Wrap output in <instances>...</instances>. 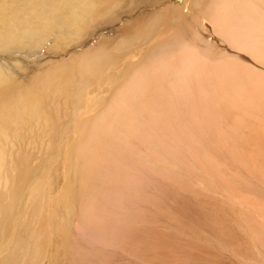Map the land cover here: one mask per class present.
Here are the masks:
<instances>
[{"label": "bare ground", "instance_id": "1", "mask_svg": "<svg viewBox=\"0 0 264 264\" xmlns=\"http://www.w3.org/2000/svg\"><path fill=\"white\" fill-rule=\"evenodd\" d=\"M263 195L264 0H0V264L262 263Z\"/></svg>", "mask_w": 264, "mask_h": 264}, {"label": "rangeland", "instance_id": "2", "mask_svg": "<svg viewBox=\"0 0 264 264\" xmlns=\"http://www.w3.org/2000/svg\"><path fill=\"white\" fill-rule=\"evenodd\" d=\"M207 51H208V50H207ZM209 51H212L214 54L216 53L215 55H217L219 58L224 57V56L221 54L222 52H220V50H209ZM218 54H220V55H218ZM246 59H247V58H246ZM207 135H209V134H207ZM207 138H209V137L206 136L205 141L207 140ZM209 141L211 142L212 140L209 138ZM135 143L137 144V148H138L139 150H144L145 152H146V147L149 146V142H144V143H143V142H141V143L135 142ZM142 143H143L145 146H143ZM138 144H140V145H138ZM150 145H151V146H150L151 148L154 147V148H153L154 150H156V149L158 150V151L156 150V153L158 152V153L160 154V157H159V155H158V157H157L158 159H155L156 157H154V156H156V155H154V156L151 158V157H150L151 155H149V154L147 153V156H149L148 159L151 160L152 163L165 164L166 166H169V167H170L171 165H174V164H172V162H168V161H172V159L170 158V156L168 157V156L162 151L161 148H160V149H161V150H160L158 145H154V144H151V143H150ZM150 147H148V148H150ZM158 153H157V154H158ZM163 155L165 156L166 159H164V156H163ZM160 158H161V159H160ZM154 160H155V162H154ZM166 160H167V161H166ZM160 162H161V163H160ZM166 162H168L169 165H168V163H166ZM241 176L244 177L243 174H241ZM204 190H206V189H204ZM246 190H247V188L244 189V191H246ZM261 196H262V195H259L258 198H260ZM263 196H264V195H263ZM263 198H264V197H263ZM44 208H45V210H47V204H46V203H45V205H44ZM250 211L253 212V213H255L254 210H253V208H250ZM262 214H263V213H262ZM262 214H261V215H262ZM256 215H257V214H256ZM262 217H264V216L262 215ZM263 219H264V218H263ZM249 231H250V230H247V232L249 233V234L247 233V236H248V237H247V240H248V241H251V240H252L253 233H252V231H250V232H249ZM259 231H261L260 233H264V232H263L261 229H259L258 232H257V235H258V241H259V244L261 245L263 235L260 236ZM250 234H251V235H250ZM257 254H258V253H257ZM261 262H262V261H261ZM256 264H264V262H262V263H256Z\"/></svg>", "mask_w": 264, "mask_h": 264}]
</instances>
